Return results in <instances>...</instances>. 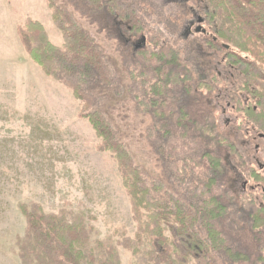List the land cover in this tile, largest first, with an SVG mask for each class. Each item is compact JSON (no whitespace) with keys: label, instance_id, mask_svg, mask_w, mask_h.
I'll list each match as a JSON object with an SVG mask.
<instances>
[{"label":"rangeland","instance_id":"374dc122","mask_svg":"<svg viewBox=\"0 0 264 264\" xmlns=\"http://www.w3.org/2000/svg\"><path fill=\"white\" fill-rule=\"evenodd\" d=\"M56 2L74 14L109 58L114 85L102 92L92 90L96 109L107 110L119 140L146 181L162 183L175 196H186L198 179L206 181L199 144L182 138L162 143L152 117L145 114L142 104H148L149 97L137 78L141 67L134 57L141 45L126 34L127 26L105 13L91 12L82 0ZM136 2L147 28L161 34L162 42L178 52L198 82L215 80L211 94L202 89L208 99L191 105L190 111L196 117L197 112L211 109L219 133L243 159L244 165L227 160L232 191L238 199L252 198L260 204V191L249 172H261L264 140L231 98L237 92L233 89L242 86L232 77L234 71L204 36L194 33L198 18H203L200 8L195 0ZM27 18L41 23L55 46L63 44L46 0H0V264H22L17 240L26 233L27 219L21 206L31 204L47 214L82 215L93 230L92 240L115 246L120 264H135L131 253L120 246L122 231L133 237L137 224L118 166L108 153L98 150L100 140L80 117L71 91L47 77L28 57L18 34ZM237 94L247 104L248 94ZM244 239L255 246L250 234Z\"/></svg>","mask_w":264,"mask_h":264},{"label":"trees","instance_id":"16d2710c","mask_svg":"<svg viewBox=\"0 0 264 264\" xmlns=\"http://www.w3.org/2000/svg\"><path fill=\"white\" fill-rule=\"evenodd\" d=\"M82 1L91 12L105 13L126 25L130 39L140 42L134 57L141 67L137 78L149 97L148 104H142L145 114L152 117L162 143L182 138L199 144L208 176L206 181L198 179L186 196L171 195L162 183L146 181L119 140L107 110L96 109L92 90L102 92L114 85L109 58L71 11L56 0H46L62 46H55L43 25L31 18L18 28L19 39L42 72L71 91L80 117L100 140L98 150L108 153L118 166L137 224L133 237L121 229L120 246L131 253L135 264H264V173L249 172L261 203L238 199L231 189L227 160L237 159L244 165L243 159L219 133L209 107L196 117L190 111L191 105L208 99L202 89L208 88L211 94L215 80L205 84L194 78L178 52L162 42L160 33L147 28L134 7L136 0ZM195 2L209 28L205 43L223 55L234 71L232 77L242 84L233 91L249 96L247 104L241 103L237 92L232 99L264 134V0ZM21 209L27 219L26 233L17 240L22 264H120L115 246L92 240L93 230L82 215L47 214L36 204ZM246 234L255 246L245 241Z\"/></svg>","mask_w":264,"mask_h":264},{"label":"flooded vegetation","instance_id":"af4514ba","mask_svg":"<svg viewBox=\"0 0 264 264\" xmlns=\"http://www.w3.org/2000/svg\"><path fill=\"white\" fill-rule=\"evenodd\" d=\"M193 27V26H192ZM201 27V30L203 31V30H207V32H206V34H202V33H200L199 35H202V36H204V37H206V38H209L210 37V34H209V32H208V29H206V25H205V21H204V17L203 18H201V16L198 18V22H197V27L195 28V30L196 29H198V28H200ZM190 30H192V28L191 29H188L187 30V33H191V31ZM195 30H194V32H195ZM225 61V60H224ZM228 66V65H227ZM229 67V66H228ZM229 69L230 70H232V68L231 67H229ZM234 78V77H233ZM231 98H232V96H231ZM232 103H230V105H231ZM233 108H234V106H233ZM260 136H261V138L264 140V134H261L260 133ZM259 170L263 173L264 172V165L263 166H260L259 167Z\"/></svg>","mask_w":264,"mask_h":264},{"label":"water","instance_id":"95a60500","mask_svg":"<svg viewBox=\"0 0 264 264\" xmlns=\"http://www.w3.org/2000/svg\"><path fill=\"white\" fill-rule=\"evenodd\" d=\"M195 34H200V33H202V34H206V30H201V27L200 28H198V29H196L195 30V32H194ZM145 42V41H144Z\"/></svg>","mask_w":264,"mask_h":264}]
</instances>
